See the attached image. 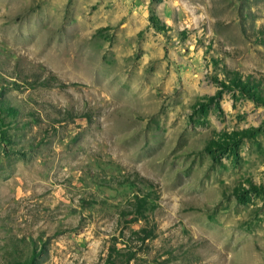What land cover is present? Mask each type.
Here are the masks:
<instances>
[{
	"label": "rangeland",
	"instance_id": "rangeland-1",
	"mask_svg": "<svg viewBox=\"0 0 264 264\" xmlns=\"http://www.w3.org/2000/svg\"><path fill=\"white\" fill-rule=\"evenodd\" d=\"M151 222L137 264H264V0H0V264H105Z\"/></svg>",
	"mask_w": 264,
	"mask_h": 264
},
{
	"label": "trees",
	"instance_id": "trees-1",
	"mask_svg": "<svg viewBox=\"0 0 264 264\" xmlns=\"http://www.w3.org/2000/svg\"><path fill=\"white\" fill-rule=\"evenodd\" d=\"M236 85L241 87V89H248L250 87L257 88L258 91L254 92L253 97L258 99L261 94V90H259V87L261 84H259L256 80H248L246 83L245 82H240V80L235 77L232 80ZM233 136L237 138L239 141L242 138L246 137L245 132H234ZM208 146V151H213L212 147ZM144 181V180H142ZM129 183V182H128ZM138 184L141 185H147V187L151 190L152 194H148L145 196H134L128 204V208L126 210H122L120 213V218L124 222L125 225H129L130 223L136 222L138 220H148L149 216L153 214L157 208H158V190L157 187L150 182L144 181V184L141 182H137ZM146 183V184H145ZM151 195L153 197H151ZM138 241L137 242V238ZM157 237V225L154 222H151L150 225H147L145 227H142L138 231L134 232L131 231V237H129L128 240V245L129 247L127 249H122V250H117L115 247H112L107 255V259L105 261V264H130L131 262L133 264H137V250L134 251L132 249H141L144 251V244L145 242H151L155 240Z\"/></svg>",
	"mask_w": 264,
	"mask_h": 264
}]
</instances>
